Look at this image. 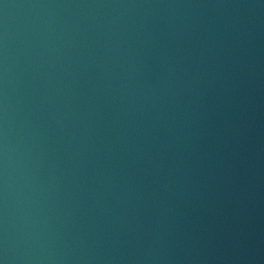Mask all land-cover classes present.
Returning <instances> with one entry per match:
<instances>
[{
    "label": "water",
    "instance_id": "1",
    "mask_svg": "<svg viewBox=\"0 0 264 264\" xmlns=\"http://www.w3.org/2000/svg\"><path fill=\"white\" fill-rule=\"evenodd\" d=\"M0 264H264V0H0Z\"/></svg>",
    "mask_w": 264,
    "mask_h": 264
}]
</instances>
